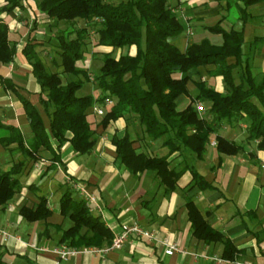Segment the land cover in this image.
Here are the masks:
<instances>
[{
  "label": "trees",
  "instance_id": "1",
  "mask_svg": "<svg viewBox=\"0 0 264 264\" xmlns=\"http://www.w3.org/2000/svg\"><path fill=\"white\" fill-rule=\"evenodd\" d=\"M236 1V0H235ZM239 19L244 25L251 14L248 8L264 0H237ZM23 0H3L1 12H11L22 7ZM231 6V5H230ZM229 6V7H230ZM36 7L49 19L75 22L100 17L97 22L95 45L101 48L102 64L98 80L100 95L78 96L76 92L88 79L86 71L76 66L82 59V47L86 44V27L62 30L55 36L56 53L60 57L57 67L63 73L85 78H77L62 84L57 72H48L38 53L37 42L28 39L21 49L31 72L39 86L38 102L48 117L49 126L44 125L40 110L27 98L17 94L29 120L31 137L25 140L18 127L4 125L8 136L0 138V143H16V148L25 158L37 160V153L45 149L52 160L60 161V148L68 143L78 155L89 153L94 146L96 133L87 115L94 104L104 102L109 97L114 100L100 119L106 127L110 121L126 115H134L144 133L151 140L162 139L169 149L165 156H146L138 152L127 132L123 136L111 137L115 146L116 159L135 175L143 171H153L165 192H171L184 171L188 170L191 180L188 188L214 189L193 166L186 165L177 170L169 167L167 157L176 150H189L201 158L215 133V149L218 153L233 155L243 150V144L228 139L216 132L213 123H227L233 126L241 120L247 123V140H255L256 149L264 151V71L260 77L253 74L252 59L264 36H254L246 42L243 28L229 30L218 20L205 28L220 34L222 42L211 43L208 39L189 44L179 49L170 39L180 35L183 25L177 14L168 5V0H36ZM135 46L134 55L121 53L112 55L111 49ZM106 49V50H105ZM16 54L15 45L8 38L7 24L0 20V63H9ZM233 58V62L228 59ZM212 65L211 76H220L224 92L208 86L201 80L195 84L197 94L181 110L176 100L181 95L188 96V72L201 66ZM236 75V76H235ZM1 84L6 89L16 91L9 78L0 75ZM208 102L201 112L196 104ZM206 114V115H205ZM25 160L14 163L9 169L0 171V208L12 198L20 187L18 175ZM187 220L192 235L204 243L221 242L222 258L233 261L241 249L236 248L229 238L214 228L200 213L190 196L185 195ZM62 215L71 220V226L63 230L60 242L68 246H101L109 244L113 233L100 216L94 215L82 199H75L67 188L59 199ZM20 215L27 221L46 219L51 211L46 206V198L40 197L35 208L22 206ZM245 214L253 213L246 211ZM257 241L259 233H254Z\"/></svg>",
  "mask_w": 264,
  "mask_h": 264
},
{
  "label": "crops",
  "instance_id": "2",
  "mask_svg": "<svg viewBox=\"0 0 264 264\" xmlns=\"http://www.w3.org/2000/svg\"><path fill=\"white\" fill-rule=\"evenodd\" d=\"M2 3L3 0H0V5ZM237 3L240 2L168 0V5L184 28L172 42L181 50L202 39L219 44L222 36L205 28L218 20H221L220 24L226 30L243 28L247 42L254 36H264V2L250 6L248 11L251 16L247 22L242 25L239 19L234 26L228 22L226 10L230 5L237 7ZM20 17L26 19L21 21ZM45 17L36 7V0H23L22 7L9 13L0 11V20L7 24L8 38L16 48L11 62L0 63V75L9 78L17 91L6 89L0 81V123L18 127L25 140L31 137V130L17 94L29 99L40 110L44 125L49 126L48 117L38 102L39 86L21 53L26 40L33 39L37 42L36 52L45 64L39 54L42 41L38 40L41 34H46L45 28L23 26L31 18L34 24L47 22ZM257 31L263 34L246 39L247 34L252 35ZM126 51L134 55L136 48L130 46ZM51 60L53 67L60 63V57L58 61L55 58ZM228 61L233 62L234 59L229 58ZM252 64L264 71V43L259 46ZM89 66L90 63L85 62L82 69ZM211 69L213 66L207 65L187 73L189 95L177 98L176 101H180L179 110L197 94L195 84L201 80L220 92L225 91L221 77L209 74ZM204 102L200 103L205 109ZM89 114L91 118L89 115L87 117L94 123L96 140L91 151L83 155L76 154L71 145L66 143L59 150L60 161L52 160V155L45 149L39 150L37 160L24 159L16 143H0V171L25 160L17 176L20 187L6 205L0 208V264H264V151L256 149L257 141L238 140L236 130L229 132L222 126L223 129L217 133L242 143V151L233 155L220 154L209 143L201 158L194 156L193 152L189 153V150L174 151L167 157L169 167L179 170L186 165L193 166L216 188H188L191 175L186 170L174 189L166 193L153 171L133 175L126 170L116 159L115 146L110 139L113 135L121 137L127 132L133 147L149 157L168 154L169 149L163 145V140L147 137L134 115L128 114L102 127L99 123L102 116L92 110ZM6 136L8 131L0 127V138ZM246 137L247 132L244 139ZM211 140L215 139L209 142ZM72 180L82 185L84 192L75 190ZM67 188L75 199L84 200L87 194H93L99 208L91 213L100 216L113 234L120 230L122 224L137 222L156 232L158 241L131 237L118 249L96 254L88 249L97 246L75 247L83 251L58 261L54 249L63 243L59 241L63 230L71 226V220L61 214L59 207V199ZM185 195L191 197L200 213L214 228L229 238L236 248L241 249L235 260L222 258L221 242L204 243L192 235L184 205ZM42 196L46 198V206L51 214L42 220H25L19 209L22 206L35 208ZM246 211L253 213L245 214ZM255 232L259 233V241ZM161 239L175 243L181 250L171 255L165 254Z\"/></svg>",
  "mask_w": 264,
  "mask_h": 264
},
{
  "label": "rangeland",
  "instance_id": "3",
  "mask_svg": "<svg viewBox=\"0 0 264 264\" xmlns=\"http://www.w3.org/2000/svg\"><path fill=\"white\" fill-rule=\"evenodd\" d=\"M106 1H111V0H106ZM1 6V5H0ZM256 8V7H255ZM227 19L228 22L234 26L239 20V13L238 9L235 5H231L227 10ZM26 19V17H20V20L23 21ZM48 18L45 17L44 20H47ZM29 23L24 24L23 26L25 28H38V27H44L46 30V36L44 34L40 35V38L38 37L39 41H42L40 45H42V48L39 50V54L43 60H45V69L48 72H57L61 76L62 84H65L67 81L75 80L77 78H85L81 74L78 76L69 74V73H63L61 67H53L52 65V60L51 58H55L57 61L59 60L58 53H56L59 49L57 48V41L55 36L58 35L62 30L64 29H70L72 27L75 28H82L86 27L88 30V37L86 39V44L82 47L83 50V56L82 59L78 60L76 62V66L79 68H84V63L89 62L90 66L86 70V73L88 72L89 76L88 79L84 82L83 86L77 91L78 96L82 95H87L91 94L93 96L97 95L100 93L99 89V84L98 80L96 79V75L99 73V68L102 64V53L99 51L101 48L97 47L95 45L96 39H97V28L98 24L95 20L91 21H86L82 19H77L75 22H70V21H56L54 19H48L47 22H37L34 24L33 18H31ZM31 23V24H30ZM263 32L257 31L255 34H247L246 39H251L254 35H261ZM176 37L171 38V41H174ZM194 41V40H193ZM247 42V41H246ZM127 47L124 48H114L111 49L112 55L114 57H117L119 54L126 53ZM106 50V49H105ZM121 51V52H120ZM260 65H258L259 67ZM261 67V66H260ZM253 74L257 75L258 77L261 76L262 74V69L256 68L255 66L253 67ZM236 76V75H235ZM101 94V93H100ZM99 94V95H100ZM177 103V108L180 109V101H176ZM208 102H204V105L207 106ZM89 118H91V114H88ZM211 117H207L209 121L213 123V126L215 127L216 132L220 131L222 126H225L227 129L226 131L233 132L236 130V138L238 140H246L244 139V135L247 132V126H244V123H246L245 120H241L240 123H236L233 126L228 125L227 123H216L214 119H210ZM94 125V123L92 122ZM223 129V128H222ZM224 132V131H223ZM214 134H211L210 139H214ZM189 153H192L188 151ZM194 156L195 154L192 153ZM62 244H66L63 242ZM60 245V244H59Z\"/></svg>",
  "mask_w": 264,
  "mask_h": 264
},
{
  "label": "built area",
  "instance_id": "4",
  "mask_svg": "<svg viewBox=\"0 0 264 264\" xmlns=\"http://www.w3.org/2000/svg\"><path fill=\"white\" fill-rule=\"evenodd\" d=\"M94 20L96 22L102 21L100 17H95ZM113 104L112 98H105L103 103L100 104H94L92 107L93 113L97 114L98 116H102L107 111V108L110 107ZM196 110L198 112H201L203 110L202 104L197 103L196 104ZM210 145L215 146L216 142L215 140H211L209 142ZM72 187L75 190H78L80 192H84V188L82 185L78 184L77 182L71 181ZM84 201L90 211L94 209H98L99 206L96 202V197L93 194H87L84 197ZM145 238L149 241H158L156 237V232L142 226L141 224L137 222H131V223H124L121 225L120 230L118 232H115L113 234V237L109 244H105L103 246H97V247H91L88 249L91 253H104L113 249L120 248L129 238ZM160 242L164 246V253L167 255L173 254L175 251H180L181 249L173 242H169L167 239H161ZM83 250L77 249L75 247L68 246L67 244H60L58 247L54 249V252L57 255V260H64L68 256L74 255L76 253H79Z\"/></svg>",
  "mask_w": 264,
  "mask_h": 264
}]
</instances>
